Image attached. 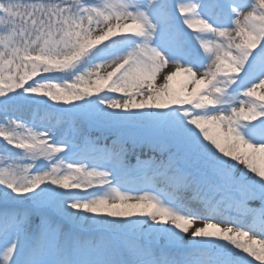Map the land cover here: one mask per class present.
Masks as SVG:
<instances>
[{"label": "snow or ice", "instance_id": "obj_1", "mask_svg": "<svg viewBox=\"0 0 264 264\" xmlns=\"http://www.w3.org/2000/svg\"><path fill=\"white\" fill-rule=\"evenodd\" d=\"M0 264H264V0H0Z\"/></svg>", "mask_w": 264, "mask_h": 264}, {"label": "rangeland", "instance_id": "obj_2", "mask_svg": "<svg viewBox=\"0 0 264 264\" xmlns=\"http://www.w3.org/2000/svg\"><path fill=\"white\" fill-rule=\"evenodd\" d=\"M3 155V153H0V156H2Z\"/></svg>", "mask_w": 264, "mask_h": 264}]
</instances>
